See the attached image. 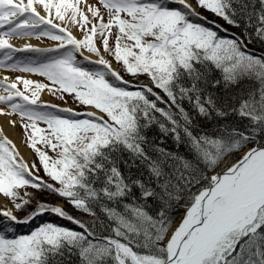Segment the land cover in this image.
I'll return each instance as SVG.
<instances>
[{
    "label": "snow or ice",
    "instance_id": "snow-or-ice-1",
    "mask_svg": "<svg viewBox=\"0 0 264 264\" xmlns=\"http://www.w3.org/2000/svg\"><path fill=\"white\" fill-rule=\"evenodd\" d=\"M196 5L232 27L242 21L244 39L264 43V0ZM220 32L227 29L187 0H0V70L27 74L0 76V104L19 116L51 181L0 130V194L26 211L36 197L20 190H46L94 218L86 223L36 201L21 219L0 206V264H64L71 256L79 264H264V53ZM33 38L54 46L12 42ZM25 52L34 55H16ZM213 71L220 76L210 80ZM243 80L257 86L234 95L231 106L219 105L208 87L227 90ZM45 89L71 96L83 111L42 101ZM153 126L158 143L149 142ZM168 136L191 156L162 147ZM141 165L146 177L130 170ZM48 213L76 228L48 222L19 233Z\"/></svg>",
    "mask_w": 264,
    "mask_h": 264
},
{
    "label": "trees",
    "instance_id": "trees-1",
    "mask_svg": "<svg viewBox=\"0 0 264 264\" xmlns=\"http://www.w3.org/2000/svg\"><path fill=\"white\" fill-rule=\"evenodd\" d=\"M194 1L196 2V0H194ZM171 6L181 7L180 5H176V4H173ZM200 11L205 15V17H207V21H209V22L215 21L216 24L221 25L223 28L227 29V32H220L221 36H224L226 38H232V34L235 33L237 36H239L241 39L244 40V43L247 45L248 50H250L254 55H260V54L264 53V43H262L261 41L255 39V38L253 39V41L251 43H249L247 39H244V30H243V22L242 21H241V27H232L231 25H228L222 19L216 17L215 15L211 14L210 12H207V11L203 10L202 8H200ZM237 18H239V17H237ZM197 22L198 23H206L203 20H198ZM207 26L211 27L212 25L208 24ZM214 30H217V29H214ZM249 31H251V30H249ZM113 32L115 34V30H113ZM110 44H111V40H110ZM122 74L125 76V79L133 80V83H139V81H135L131 76L127 75L126 73L122 72ZM219 76H220L219 72L213 71L210 74L209 79L210 80L211 79H218ZM141 81L146 82V78L142 77ZM256 86L257 85L254 82H252L251 80H243V81H241V83L238 86L231 87L227 90L224 89L223 84H221L219 89L211 88L210 84L208 87H209V90L213 92V94L216 97L219 105H223L224 102L227 101L228 105L231 106V104L233 103L232 97L234 95H236L240 92L247 93L250 89L255 88ZM55 97L58 98V96H55ZM58 99H60V98H58ZM63 99H66V98H63ZM63 99H61V100H63ZM74 104L77 108H79L78 111H83V109L76 102H74ZM185 107L188 108L189 105L185 104ZM189 110H190V114L195 115L194 113H191V109H189ZM228 119L231 120L235 124H239V121L236 120L235 116H231ZM217 120H218V118H215V116H214L213 123H215ZM196 122L198 124H203V125L208 124L207 121H202V120H200L199 117L196 118ZM147 134H148V138H149L150 143L160 142L161 136H160L158 129L155 126H153L151 129H149ZM248 146H251V145H248ZM162 147H165L171 151H176L178 149L180 155L189 156V157L191 156V154L185 148H183L180 145H176L174 143V141L172 140L171 136H168L167 138H165V142L162 144ZM150 154L154 155V153H151V152H150ZM238 157H239V153H236L234 155H230L229 157H227V160L225 162L226 163H232ZM125 159H127L126 156H125ZM137 163L139 164V161ZM224 167H225V164L223 165V163H221L219 165V167L216 168V171L221 169V168H224ZM120 168L126 174L129 171L128 168H125L123 163L120 164ZM130 170L135 176H140L141 173H143V175L145 177L147 176V171L142 165L140 167H133ZM209 174H213V173L210 172ZM21 190H20V194H21V196H23V193L21 192ZM34 191L37 194H33L31 192H28V193L33 194L36 197V200L33 201L30 206H26V211H17L19 218L23 219L27 213L31 212L36 205V201L45 202L49 206H55L56 200H63L64 204H65L63 210H65L66 213H68V214H70V215H72V216H74L80 220H83L86 223H91L94 219L92 216L84 214L82 211L76 210L71 203L67 202L63 198L58 197L55 194H51L46 190L37 191L34 189ZM192 191H195V188H193ZM183 204H184V200H180L178 203H176L174 205V209L180 210L181 208H183L182 207ZM156 207H157L156 205L150 204L149 211L152 214H155ZM95 211L97 213V216L100 218V220H103L105 223H107V221L105 220V218H104L103 214L100 212V210L98 208H96ZM178 214H179V211L175 215L174 221L177 218ZM48 222H52L54 224L62 225V226L68 227V228H76V226L71 224L69 221H67L65 219H60L59 217H57L53 214H50V213L46 216V219L43 222H41L40 224H37L36 226H39L43 223H48ZM173 223H172V225H173ZM77 230H79V229H77ZM23 234H26V233H23ZM102 234L107 235V232H103ZM64 264H79V258L76 256L66 257L64 260Z\"/></svg>",
    "mask_w": 264,
    "mask_h": 264
},
{
    "label": "rangeland",
    "instance_id": "rangeland-1",
    "mask_svg": "<svg viewBox=\"0 0 264 264\" xmlns=\"http://www.w3.org/2000/svg\"><path fill=\"white\" fill-rule=\"evenodd\" d=\"M88 2L89 3H95L96 2V0H88ZM73 34L74 35H76L78 38L80 37V35H81V33H79V32H76V31H73ZM34 39V38H33ZM33 39H31V40H33ZM36 40V39H35ZM38 41V40H37ZM39 42L42 44V46L41 47H51V46H54V45H52L53 43H49L48 42V40L47 39H42V40H39ZM37 46V45H36ZM105 55H107V54H105ZM105 58L106 59H109V57L108 56H105ZM110 60V59H109ZM113 65V68L114 69H116V70H118V68H119V70H121L120 69V65L117 63V66L118 67H116V65L115 64H112ZM0 71H5L6 72V75L7 76H9V77H11V78H15L16 76H26L27 74H24V73H18V72H11V71H7V70H0ZM122 73V72H121ZM27 78H30V79H33L34 81H37V82H40V83H43L44 81V83L45 84H48L49 82L48 81H46V79L45 78H43V77H39V76H36V75H31V76H27ZM21 87V86H20ZM48 91V90H47ZM47 91H42L41 92V100L42 101H46V102H48V103H50V104H55V105H59L60 107H67V106H70L71 108H74V109H79V108H77L76 106H75V104H74V101H73V99H72V97L71 96H69V95H67V94H65L64 95V98H66V99H63L64 100V102H61V101H58L56 98H54V97H52L51 95H49L48 94V96H49V98H47V96H45L44 95V92H46V93H48ZM4 106V105H3ZM5 107V106H4ZM3 110V112H5V110L8 112L9 111V109L8 108H6V109H2ZM8 115V114H7ZM8 116H10V117H12V118H15V121H17V123L15 124L16 126H17V129H18V131L21 133V134H23V127H22V125H21V123H20V118H19V116H17V115H8ZM21 125V126H20ZM40 127H45L43 124H41L40 125ZM23 136V135H22ZM25 141L27 142V139H26V136H25ZM28 143V142H27ZM29 144V143H28ZM38 147L40 146V145H37ZM247 149H245V151H246ZM34 151V150H33ZM34 153H35V151H34ZM48 154L49 155H54V153H52L51 151H49L48 152ZM243 153H241V155H242ZM35 157H36V162H37V169H39V176H41V177H43L45 180H49V178L45 175V173H44V171H43V168H42V165L40 164V161H39V159H38V156H37V154L35 153ZM33 157H31V159H32ZM31 161V160H30ZM29 166H31L30 164H29ZM220 171V170H219ZM217 172H218V170H217ZM49 182H51L50 180H49ZM34 191V189H32V188H30V187H28V188H26V189H22L21 190V192L23 193V195L27 192H33ZM37 194V193H36ZM8 203H3V206H5V205H7ZM58 205L59 206H61L62 205V203H58ZM8 208H11L10 206H7ZM12 209V208H11Z\"/></svg>",
    "mask_w": 264,
    "mask_h": 264
},
{
    "label": "bare ground",
    "instance_id": "bare-ground-1",
    "mask_svg": "<svg viewBox=\"0 0 264 264\" xmlns=\"http://www.w3.org/2000/svg\"><path fill=\"white\" fill-rule=\"evenodd\" d=\"M14 45L16 46H22L24 44H32L36 47H41L42 45L40 44V42L36 41V40H13L12 41ZM18 57H22V56H29L30 53H17L16 54ZM31 55H34L33 53H31ZM92 59H96V57H92ZM0 76H7L5 71H0ZM45 96H48L47 93H45ZM0 109H6V107L3 106V104H0ZM5 114H0V130L3 131L4 135L10 139L14 145L16 146V149L19 151L21 157H23V159L28 163L30 158L32 157V153L30 151L29 148H27L25 146V144L23 143V138H22V134L18 131L17 126L14 125H10L9 121L14 120L15 118H12L10 116H8L6 113L7 111L4 112ZM236 161V160H235ZM234 161V162H235ZM4 199L3 197H0V206H2V204L4 203ZM183 214V211L180 213L179 217L177 218V220L175 221L174 225H173V229L176 227V225L179 223L181 216Z\"/></svg>",
    "mask_w": 264,
    "mask_h": 264
}]
</instances>
